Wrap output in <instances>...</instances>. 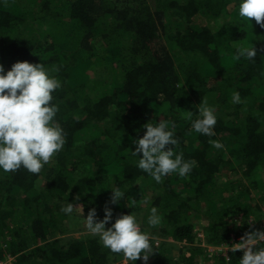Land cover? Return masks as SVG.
<instances>
[{"label": "trees", "instance_id": "obj_1", "mask_svg": "<svg viewBox=\"0 0 264 264\" xmlns=\"http://www.w3.org/2000/svg\"><path fill=\"white\" fill-rule=\"evenodd\" d=\"M238 2L0 0V64L5 73L17 61L59 68L53 103L65 134L39 174L0 172V260L8 248L13 264L122 262L98 237L70 234L76 228L60 211L70 202L84 214L95 208L98 219L107 205L106 226L135 215L154 237L147 264H239V250L202 246H232L263 230L264 29L254 18L247 27ZM251 43L255 60L237 59V47ZM234 92L242 103H232ZM205 102L217 117L212 137L191 128ZM160 120L174 131L175 151L196 164L187 177L157 184L131 153L143 125ZM114 188L125 193L116 204ZM152 206L162 217L155 228Z\"/></svg>", "mask_w": 264, "mask_h": 264}, {"label": "clouds", "instance_id": "obj_2", "mask_svg": "<svg viewBox=\"0 0 264 264\" xmlns=\"http://www.w3.org/2000/svg\"><path fill=\"white\" fill-rule=\"evenodd\" d=\"M238 16L247 27L251 24L250 18H254L256 24L264 29V0H239ZM257 54L253 43L236 49L237 59L254 61ZM57 72L58 67L50 69L46 64L17 61L5 73L4 66L0 64V172H15L23 167L32 174H39L62 150L65 134L55 119L59 106L53 103V93L62 87L61 81L53 74ZM242 102L239 92H234L232 103ZM195 116L191 128L201 135L215 136L217 117L214 107L206 102L199 104ZM143 127L146 129L143 137L133 140L135 150L131 155L138 157L136 167L157 184L173 173L181 178L187 177L196 162L185 160L183 152L175 151L178 140L169 128V122H149ZM168 145L174 147L165 150ZM212 146L218 150L225 147L218 140L212 141ZM138 154H142V157ZM111 192L112 204L124 198L125 193L120 188H114ZM143 203H150V198L144 197ZM79 208L81 206L74 207L73 203L67 202L61 205L60 211L71 216ZM112 219L113 211L106 205L103 219H98L96 209L92 208L86 218L83 215L82 223L90 235L98 237V242L105 249L113 254H121L123 264H135L138 259L147 264L155 249L151 233L142 230L141 223L133 214L119 215L106 229ZM161 222L157 207L152 206L147 220L149 227L155 228ZM238 250L243 253L239 264H264V230L246 233L241 242L229 249L232 253Z\"/></svg>", "mask_w": 264, "mask_h": 264}, {"label": "rangeland", "instance_id": "obj_3", "mask_svg": "<svg viewBox=\"0 0 264 264\" xmlns=\"http://www.w3.org/2000/svg\"><path fill=\"white\" fill-rule=\"evenodd\" d=\"M83 215H84L85 218L87 217V214H84L83 209L79 208L70 217H68L67 221L65 220L66 224H68L71 229H75L76 228L73 232H70V234H72L74 236H81V235H84V234H89L86 231V229L84 228V225H83L82 221H80L81 217L83 219ZM79 221H80L81 224L79 223ZM108 227H111V225L106 226V229ZM155 237H157V236H155ZM209 245H211V244L208 243V242H203V244H202V246H205L208 250H209V247H210ZM7 250H8V248H7ZM116 264H123V261L120 262V263H116Z\"/></svg>", "mask_w": 264, "mask_h": 264}, {"label": "built area", "instance_id": "obj_4", "mask_svg": "<svg viewBox=\"0 0 264 264\" xmlns=\"http://www.w3.org/2000/svg\"><path fill=\"white\" fill-rule=\"evenodd\" d=\"M259 226H260V228H263V230H264V219L259 222ZM241 238L242 237H240L239 238V241H236V242H234V240H232V244H235V243L240 242L241 241ZM209 246H210L209 247L210 252H213L215 250L217 252L218 251H223L224 254L226 255L227 254V250L230 249L233 245L231 247L228 246V245H224V246L222 245V246H218V247L217 246H214V245H209ZM14 261H16V256L15 255H12L9 252H7V253H5L4 257L0 260V264H13Z\"/></svg>", "mask_w": 264, "mask_h": 264}]
</instances>
